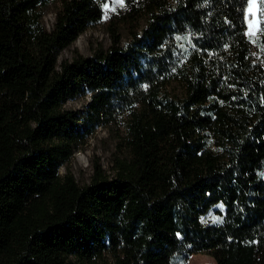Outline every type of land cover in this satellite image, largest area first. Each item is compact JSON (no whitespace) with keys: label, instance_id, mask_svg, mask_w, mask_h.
Wrapping results in <instances>:
<instances>
[{"label":"trees","instance_id":"trees-1","mask_svg":"<svg viewBox=\"0 0 264 264\" xmlns=\"http://www.w3.org/2000/svg\"><path fill=\"white\" fill-rule=\"evenodd\" d=\"M49 1L0 0V264H264V34L246 35L247 0H58L47 29ZM95 25L107 48L58 59ZM117 120L113 177L60 173Z\"/></svg>","mask_w":264,"mask_h":264},{"label":"rangeland","instance_id":"rangeland-1","mask_svg":"<svg viewBox=\"0 0 264 264\" xmlns=\"http://www.w3.org/2000/svg\"><path fill=\"white\" fill-rule=\"evenodd\" d=\"M59 1L51 0L43 8V24L48 29L51 27V23L54 17V11L58 8ZM261 7L264 8V0H261ZM247 8L245 10L246 20V35L248 32V20L252 17L248 14ZM263 23L264 15L260 16ZM264 28V24H261ZM262 33H258L256 37H249L252 45L257 44V38ZM126 34L122 31L123 41L126 39ZM253 39L256 40L253 43ZM110 38L102 25H95L89 27L86 31L78 36L68 47L63 49L58 59L71 60L75 55H82L90 57L99 48H107L110 45ZM87 97L77 95L74 98H69L64 107L71 110H81L85 104ZM123 127L120 121H111L98 126L90 137L87 138L81 148H79L73 155V157L66 162L61 168L60 173H64L69 170L77 183L81 186L90 183L94 172V166L98 165L104 170L106 175L113 177L116 171L117 161L122 159L126 154V148L122 140ZM212 144V142H211ZM217 203L212 206L202 217L201 221L204 224H215L221 221V214L224 210V206ZM219 217L220 220L214 222L213 218ZM205 221H207L205 223ZM188 264H216L214 259L205 253H194L186 258Z\"/></svg>","mask_w":264,"mask_h":264},{"label":"snow or ice","instance_id":"snow-or-ice-1","mask_svg":"<svg viewBox=\"0 0 264 264\" xmlns=\"http://www.w3.org/2000/svg\"><path fill=\"white\" fill-rule=\"evenodd\" d=\"M117 2L123 7L125 5V0H117ZM248 4V9L247 12L248 14L252 17V19L248 20V32L247 35L249 37H256L258 33L264 34V28L261 27L262 21L260 19L261 15H264V8L261 7V0H247ZM105 9V18H107L108 15V10H109V5L105 4L104 5ZM112 11H115V9H111ZM253 43L256 42L255 39L252 41ZM147 87V85H145ZM221 208L223 207L222 205L220 206ZM214 222L219 221V217H214L213 218ZM207 221H205L206 223Z\"/></svg>","mask_w":264,"mask_h":264}]
</instances>
